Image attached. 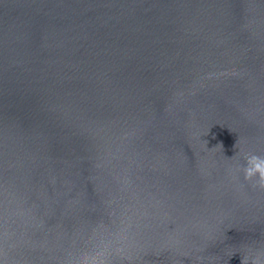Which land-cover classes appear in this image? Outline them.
Returning a JSON list of instances; mask_svg holds the SVG:
<instances>
[{
	"label": "water",
	"instance_id": "obj_1",
	"mask_svg": "<svg viewBox=\"0 0 264 264\" xmlns=\"http://www.w3.org/2000/svg\"><path fill=\"white\" fill-rule=\"evenodd\" d=\"M246 153L264 0H0V264H252Z\"/></svg>",
	"mask_w": 264,
	"mask_h": 264
},
{
	"label": "clouds",
	"instance_id": "obj_2",
	"mask_svg": "<svg viewBox=\"0 0 264 264\" xmlns=\"http://www.w3.org/2000/svg\"><path fill=\"white\" fill-rule=\"evenodd\" d=\"M237 169L242 171L246 180H252L254 183L264 186V155L257 153H246L243 163L237 164ZM258 254L252 258V264H264Z\"/></svg>",
	"mask_w": 264,
	"mask_h": 264
}]
</instances>
